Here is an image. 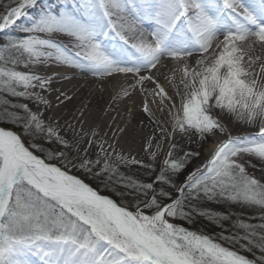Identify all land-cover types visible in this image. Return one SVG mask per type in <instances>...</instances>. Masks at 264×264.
<instances>
[{
	"label": "snow or ice",
	"instance_id": "snow-or-ice-1",
	"mask_svg": "<svg viewBox=\"0 0 264 264\" xmlns=\"http://www.w3.org/2000/svg\"><path fill=\"white\" fill-rule=\"evenodd\" d=\"M0 97V264H264V0H0Z\"/></svg>",
	"mask_w": 264,
	"mask_h": 264
},
{
	"label": "bare ground",
	"instance_id": "bare-ground-1",
	"mask_svg": "<svg viewBox=\"0 0 264 264\" xmlns=\"http://www.w3.org/2000/svg\"><path fill=\"white\" fill-rule=\"evenodd\" d=\"M55 87H59V85H54ZM64 87L73 91L74 99L71 103L67 104V107L61 105L58 109L59 114L64 116L66 119L71 120L73 115H78L76 112L77 109L81 107V104H87L91 101L89 105V114L87 115V120L91 122L94 118L98 116H102L104 113H109L105 117V125L110 124L112 122L113 117H115L117 123L121 125H126L129 121H132L133 125H135V120L133 119L134 115L139 112V99L137 98L136 104L133 105L131 101H126L124 103H117L113 107H110L111 97L108 93H104L101 96V90H97L98 86L89 84L85 86L84 82L81 81L78 85L79 91H76V83L65 84ZM55 95L56 93H52L50 99L55 104ZM131 107L132 113L130 114L127 109ZM74 122V121H73ZM148 129H145L143 132L137 130V133L133 138L125 137L119 141V146L117 147V151H122L123 155H128L131 152L132 156H138L142 154L141 151L143 144V137L148 134ZM107 132L108 136H105V139L109 140L111 143V131L105 126L100 130V135L103 136L104 133ZM100 157H103L101 154Z\"/></svg>",
	"mask_w": 264,
	"mask_h": 264
},
{
	"label": "rangeland",
	"instance_id": "rangeland-1",
	"mask_svg": "<svg viewBox=\"0 0 264 264\" xmlns=\"http://www.w3.org/2000/svg\"><path fill=\"white\" fill-rule=\"evenodd\" d=\"M0 99H2V97H0ZM143 155H144V153L138 155L137 157H142ZM99 158H100L101 160L103 159V157H99ZM121 167L126 168V169L128 170V172H129L130 175H136V174H139L140 176H143V172H142V170H140V169L138 168V166H134V165L123 166V165H122ZM255 174H256L257 176L260 175V171H259V169L256 170V173H255ZM105 194H111V193H110V192H109V193H108V192H105ZM116 199H117V201L119 202V198L116 197ZM206 223H207V221H203V222H201V223H198L196 227L199 228L201 231H205V232L211 234L212 229H211V227L206 228V227H205V224H206Z\"/></svg>",
	"mask_w": 264,
	"mask_h": 264
},
{
	"label": "trees",
	"instance_id": "trees-1",
	"mask_svg": "<svg viewBox=\"0 0 264 264\" xmlns=\"http://www.w3.org/2000/svg\"><path fill=\"white\" fill-rule=\"evenodd\" d=\"M123 168H124V167H123ZM126 170H127V169H126ZM127 171H128V170H127ZM128 174H129V172H128ZM86 181L91 182V183L93 184V186H95L97 183H99V182H97V181H92L90 177L86 178ZM100 190H101V192L105 193L103 187H101ZM108 193H109V192H108Z\"/></svg>",
	"mask_w": 264,
	"mask_h": 264
}]
</instances>
